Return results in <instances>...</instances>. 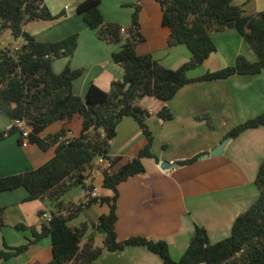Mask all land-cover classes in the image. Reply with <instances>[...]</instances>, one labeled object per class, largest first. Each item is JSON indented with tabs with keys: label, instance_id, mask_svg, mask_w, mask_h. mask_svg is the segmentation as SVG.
Returning <instances> with one entry per match:
<instances>
[{
	"label": "crops",
	"instance_id": "1",
	"mask_svg": "<svg viewBox=\"0 0 264 264\" xmlns=\"http://www.w3.org/2000/svg\"><path fill=\"white\" fill-rule=\"evenodd\" d=\"M83 1L45 0L54 16L63 15L49 21L28 22L23 28L38 42H57L78 35L73 56L54 60L52 68L56 74L66 67L81 70L82 75L73 82V91L84 100L91 84L109 91L112 82L124 78V68L116 64L112 57L127 39V29L131 26L134 12L132 5L136 0L100 2L104 21L117 24L124 30L119 43L100 40L97 32L88 27L77 11V6ZM232 1L242 8L244 16L264 13V0ZM141 5L139 23L145 40L137 45L136 54H150L164 67L179 69L190 60V51L184 45L168 47L170 32L162 25V10L158 2L141 0ZM10 38H13L10 31L0 33V45L6 43V48L17 49L12 47ZM211 39L216 51L201 66L190 70L188 78L196 79L207 72L233 66L238 56H244L251 62L257 60L253 49L235 29L212 33ZM16 40L18 48L21 47L24 42ZM137 104L149 113L146 123L152 135L151 152L155 158L143 159L145 172L128 178L118 186V241L136 236L152 241L163 240L168 243L172 258L179 260L197 225L206 229L211 243L229 237L235 219L250 208L259 194L255 180L264 158V128L250 129L234 139L230 138L220 156H205L216 149L233 128L264 112V72L194 82L183 86L168 102L147 96ZM164 107L171 112V120L164 121L159 117ZM11 121L0 112V133L5 134L0 141V178L40 168L55 156L58 147V143L50 144L46 150L32 143L22 147L18 134L9 132ZM62 128L69 130V138L77 137L81 131L80 117L76 115L72 123L55 122L40 137L46 138ZM147 143L136 120L125 117L117 127L116 137L110 142L109 157L116 162L107 172H117L121 166L136 158ZM192 159L196 160L191 164H181ZM161 162L176 166L162 170ZM93 167L84 184L89 186L92 181L93 190L98 192L95 187L98 180L101 194L95 198L112 197L111 190L101 189L104 172ZM69 191L61 197L63 203H83L81 200H67ZM87 195V199L94 198L90 193ZM27 197L28 192L24 188L0 192V209H3L0 250L6 246L25 245L28 239H32L30 228L40 231L42 222L47 221L39 213L43 212L50 218L51 212L55 211L49 198L26 201ZM108 212L107 204H94L69 222L71 227L83 223L88 225L82 245L90 236L95 238L98 234L104 241V235L96 225L98 218ZM0 264H53L52 240L50 237L43 238L31 244L24 253L7 261L0 260ZM91 264L164 263L145 248L128 247L120 252L104 251Z\"/></svg>",
	"mask_w": 264,
	"mask_h": 264
},
{
	"label": "trees",
	"instance_id": "2",
	"mask_svg": "<svg viewBox=\"0 0 264 264\" xmlns=\"http://www.w3.org/2000/svg\"><path fill=\"white\" fill-rule=\"evenodd\" d=\"M155 1L162 10V25L170 32L168 47L186 46L191 54L190 60L179 69L172 70L150 54H136L137 45L145 40L139 23L141 0H136L132 5L134 12L131 26L127 29V39L112 57L116 64L124 68V78L112 82L109 91L91 84L83 100L73 91V82L82 75V71L66 67L56 74L52 68L54 60L73 56L78 35L57 42H38L23 28L28 22L49 21L63 14L54 16L45 0H0V33L10 31L13 38L24 42L15 50L6 48L0 51V112L10 120H25L31 129L30 143L42 150L58 143L55 156L40 168L0 178V192L24 188L28 192L26 201L47 197L55 207L49 221L42 222L40 231L30 228L32 239H28L25 245L14 248L6 246L0 250V260L16 257L31 244L50 237L53 264H91L104 251L120 252L128 247L145 248L164 264H264V158L255 180L258 197L247 211L235 219L229 237L211 243L206 229L197 225L179 260L172 258L166 241H152L140 236L124 241L117 239L118 186L128 178L145 172L143 159L155 158L151 152L152 135L146 123L149 113L137 104L138 101L148 96L168 102L187 84L264 72V13L244 16L242 8L233 4L232 0ZM100 2L85 0L77 6V11L82 14L88 27L97 32L100 40L119 43L122 40V27L104 21ZM227 29L240 33L255 52L257 60L251 62L244 56H238L233 66L207 72L196 79L188 78L190 70L201 66L216 51L211 34ZM76 115L81 119V131L77 137L69 138L66 128L46 138L40 137L53 123H72ZM125 117L136 120L148 143L136 158L121 166L117 172H104L102 186L111 190L113 196L90 197L82 204L63 203L61 197L74 186L83 185L87 192L93 190L84 181L99 156L109 157L110 142L116 137L117 127ZM159 117L164 121L173 118L166 107L159 112ZM261 127L264 128V112L239 124L226 137L234 139L247 130ZM9 132L18 133L21 143L16 128ZM4 136V133H0V141ZM195 160L181 164H191ZM112 162L116 160L112 159ZM94 204L109 206V212L102 214L96 225L104 235L101 247L96 246L93 236L82 245L88 230L86 223L78 227L69 225L85 208ZM43 214L40 212V217ZM2 226L1 208L0 229Z\"/></svg>",
	"mask_w": 264,
	"mask_h": 264
},
{
	"label": "built area",
	"instance_id": "3",
	"mask_svg": "<svg viewBox=\"0 0 264 264\" xmlns=\"http://www.w3.org/2000/svg\"><path fill=\"white\" fill-rule=\"evenodd\" d=\"M121 32H124V30H121ZM9 129L16 128L21 137V146L22 147H28L30 144V133L31 129L28 127L25 120L21 119H14L11 121V124L8 127ZM112 159L107 156H99L93 163L94 167L99 170L101 169L103 172L109 171L111 167L113 166ZM92 197H97V191L93 190L91 193ZM43 218H47V222L49 221V217L46 215H43Z\"/></svg>",
	"mask_w": 264,
	"mask_h": 264
},
{
	"label": "rangeland",
	"instance_id": "4",
	"mask_svg": "<svg viewBox=\"0 0 264 264\" xmlns=\"http://www.w3.org/2000/svg\"><path fill=\"white\" fill-rule=\"evenodd\" d=\"M10 40H11V43L13 44V48H18V41L15 39V38H10ZM19 41H21V42H23V40L22 39H19ZM6 43H3V45L1 46L0 45V51L1 50H4V49H6ZM18 134V133H17ZM18 137H19V134H18ZM21 145V144H20ZM93 168H95V167H93ZM90 187H93V186H91L92 185V181H90ZM99 185H100V183H99V181L97 180L96 182H95V187H97V189H98V192H97V194H98V196H99V194H101V192H100V189H99ZM91 189V188H90ZM102 189V191H104V188H101ZM90 193V196H91V191L90 192H87L84 188H83V186L82 185H79L78 187H75V188H72V189H70V191H69V193H68V195H67V197H66V199L67 200H69V201H74V202H79L80 200L81 201H83V202H86V200H87V194H89ZM100 210V209H99ZM98 210V211H99ZM91 224V223H90ZM8 232L6 231V234H7ZM94 240H95V244H96V246H102L103 245V237L102 236H100V234H98L95 238H94Z\"/></svg>",
	"mask_w": 264,
	"mask_h": 264
},
{
	"label": "water",
	"instance_id": "5",
	"mask_svg": "<svg viewBox=\"0 0 264 264\" xmlns=\"http://www.w3.org/2000/svg\"><path fill=\"white\" fill-rule=\"evenodd\" d=\"M230 141V138L227 137L225 138L219 145L216 149H214L213 151H211L208 155L205 156V158H208V157H216V156H220L223 151H224V148L226 146V144ZM201 158H204V157H201ZM171 166H176V165H170V163L168 162H161L160 163V167L162 170H167L169 169Z\"/></svg>",
	"mask_w": 264,
	"mask_h": 264
},
{
	"label": "clouds",
	"instance_id": "6",
	"mask_svg": "<svg viewBox=\"0 0 264 264\" xmlns=\"http://www.w3.org/2000/svg\"><path fill=\"white\" fill-rule=\"evenodd\" d=\"M11 124V123H10ZM10 130V129H9ZM21 144V143H20Z\"/></svg>",
	"mask_w": 264,
	"mask_h": 264
}]
</instances>
